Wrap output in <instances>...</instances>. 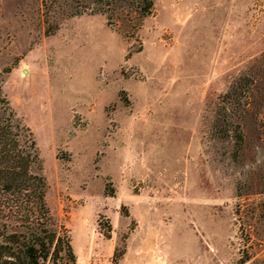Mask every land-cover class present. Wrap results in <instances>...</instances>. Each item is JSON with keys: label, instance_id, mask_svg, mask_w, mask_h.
Instances as JSON below:
<instances>
[{"label": "rangeland", "instance_id": "374dc122", "mask_svg": "<svg viewBox=\"0 0 264 264\" xmlns=\"http://www.w3.org/2000/svg\"><path fill=\"white\" fill-rule=\"evenodd\" d=\"M0 0V84L71 246L44 264L264 262V0Z\"/></svg>", "mask_w": 264, "mask_h": 264}, {"label": "trees", "instance_id": "16d2710c", "mask_svg": "<svg viewBox=\"0 0 264 264\" xmlns=\"http://www.w3.org/2000/svg\"><path fill=\"white\" fill-rule=\"evenodd\" d=\"M102 1V0H98ZM142 15L150 13L152 0H137ZM264 67V53L260 59ZM263 71L250 68L230 87V99L253 95L251 86ZM40 158L31 128L16 114L0 84V264H44L71 246L62 227L54 222L45 195L47 182L39 172ZM239 264H250L244 253ZM251 264H264L253 261Z\"/></svg>", "mask_w": 264, "mask_h": 264}]
</instances>
